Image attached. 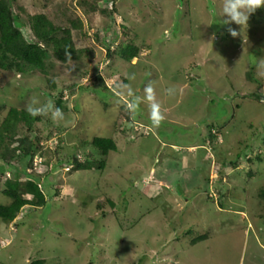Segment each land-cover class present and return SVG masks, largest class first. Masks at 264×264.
Segmentation results:
<instances>
[{"label":"rangeland","instance_id":"rangeland-1","mask_svg":"<svg viewBox=\"0 0 264 264\" xmlns=\"http://www.w3.org/2000/svg\"><path fill=\"white\" fill-rule=\"evenodd\" d=\"M9 1L24 22L54 8L82 25L72 30L78 58L48 60L55 89L39 75L0 71V124L9 106L52 101L64 119L35 123L29 135L41 150L29 171L75 154L106 162L50 172L55 202L0 219V264H264V7L242 26L223 23L221 0H115L112 20L90 0ZM121 44L137 46V57L122 58ZM95 75L108 90L88 87ZM150 82L165 116L158 127L143 101ZM136 98L137 132L119 108ZM95 136L112 137L117 150L100 156ZM4 165L0 205L10 202ZM105 197L117 208H98Z\"/></svg>","mask_w":264,"mask_h":264},{"label":"trees","instance_id":"trees-1","mask_svg":"<svg viewBox=\"0 0 264 264\" xmlns=\"http://www.w3.org/2000/svg\"><path fill=\"white\" fill-rule=\"evenodd\" d=\"M114 1L90 0L92 3L91 8L97 9V5L102 6L104 4L105 6L102 10L100 9V12L103 15H108L112 20L116 10ZM82 2L88 5L89 1L82 0ZM107 3H110V5ZM26 17V22H24L20 14L12 10L9 0H0V71H17L23 76H42L48 84H46L48 90H53L55 89V83L48 77L51 66L48 60L53 57L63 64L68 63L66 52L71 54V60L78 58L77 48L72 40V30L82 25L81 20L78 19L76 23L66 19L62 15V11L54 8L46 13H26ZM120 46L119 54L122 58L131 61L137 57L139 52L137 46H123V44ZM249 73L251 76V72ZM95 76V81L90 83L88 87L102 88L104 86L103 88L108 90V87L104 84V78H101L100 75ZM85 88L87 87L81 89ZM57 103L60 106V101H57ZM123 103L124 106L119 104L120 117L123 120L120 119L135 129V122L131 117L130 108L126 106L125 102ZM3 108L6 107L0 106V110ZM6 111L0 124V160L6 165H4V173L1 174L6 177L2 192L10 199L7 205H0V219L4 222H12L24 208H32L28 212L29 214L33 210H42L47 204L55 202L51 201L49 196L57 195L59 188L49 180L50 172L53 174L62 167H65L67 173L75 170H92L97 165L100 168L105 167V159H98L96 162L94 159L86 157L82 160L81 155L75 154L69 161H58L52 165L49 172L47 163H39L38 171L35 172L38 176L43 172L46 177L41 181L40 176L38 177L32 171H29V169L34 168V160L41 150L40 139L35 135V137L33 136V127L35 123L41 120V116L32 117L25 109L16 106H9ZM118 130L123 133L125 131L124 129ZM135 131H140V128L135 129ZM31 132L33 134L29 135ZM89 143L101 153L100 156L106 157L108 153L117 150L115 140L109 136H95ZM6 170L12 173L8 175ZM21 175L26 177L24 181L20 180ZM134 186L136 187L137 184L135 183ZM155 187H157L156 184ZM150 192H147L148 195L151 194ZM119 194H121L120 189ZM27 195H31V197L29 198ZM147 197L150 200L155 198ZM259 197L264 204V188L260 190ZM105 204L116 208L118 205L105 197V201L97 204V207L102 208ZM106 214V211L101 213L102 216ZM204 237L205 235L198 237L197 241L202 240ZM45 262V259H35L30 261L29 264H45Z\"/></svg>","mask_w":264,"mask_h":264},{"label":"clouds","instance_id":"clouds-1","mask_svg":"<svg viewBox=\"0 0 264 264\" xmlns=\"http://www.w3.org/2000/svg\"><path fill=\"white\" fill-rule=\"evenodd\" d=\"M262 7H264V0H221L222 17H228V19L224 20L223 23H236L238 25L243 26L248 23L250 15L254 13L257 9ZM229 32L232 36L237 35L235 30L229 29ZM66 55L68 56V61H70L71 54L69 52H66ZM175 91L176 90L174 88H169L167 89V94L169 96H173L175 95ZM143 92V101L148 105L149 117L152 122V125L158 127L165 119V116L160 103L156 99V93L153 84L151 82L148 83L144 87ZM139 102L140 98H136V100L129 106V108L131 110H134ZM25 110L32 117L50 116V118L54 122H58L64 119L63 110L57 107L52 101H48L47 103L41 105L39 100L35 97L29 100ZM145 135H147V132H145ZM143 181L145 182V177ZM156 182L157 181H155V183ZM151 183L154 184V182L152 181Z\"/></svg>","mask_w":264,"mask_h":264}]
</instances>
